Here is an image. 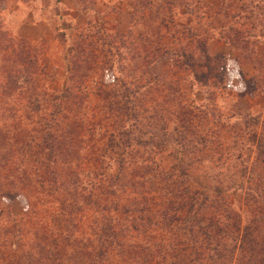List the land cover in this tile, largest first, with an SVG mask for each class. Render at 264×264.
Wrapping results in <instances>:
<instances>
[{"label": "trees", "instance_id": "1", "mask_svg": "<svg viewBox=\"0 0 264 264\" xmlns=\"http://www.w3.org/2000/svg\"><path fill=\"white\" fill-rule=\"evenodd\" d=\"M131 20L143 34L64 24L53 93L46 41L13 36L0 9V199L25 203L0 206V264H264V118L196 105L189 81L215 38L258 63L264 0H140Z\"/></svg>", "mask_w": 264, "mask_h": 264}, {"label": "rangeland", "instance_id": "2", "mask_svg": "<svg viewBox=\"0 0 264 264\" xmlns=\"http://www.w3.org/2000/svg\"><path fill=\"white\" fill-rule=\"evenodd\" d=\"M85 8H90L94 4L95 0H83ZM158 3L156 5H163L164 0H156ZM58 0H7L1 6V14L3 23L6 29L13 35L27 39L29 41H39L44 39L49 48V65L48 74L50 76V81L48 83V88L53 93H62L67 84V74L65 69V55H64V40L60 38V33L64 31V24L66 28L70 25L78 29H84L87 25L77 26L71 23H62L58 20L60 12L56 7ZM132 11L135 10L140 0H131ZM20 4V6H19ZM247 4V3H246ZM116 7L113 6L112 10L108 11V14H115ZM183 16L179 17V21L184 25H188L193 22V18L186 15L184 11H181ZM113 16V15H111ZM120 20H123L120 19ZM40 21L41 23H48L50 27L46 25H39L34 23ZM118 20L108 19L105 21H98L94 15L87 21L90 25L99 26L103 30L110 33H114L116 30L123 31L118 27ZM141 23V22H138ZM262 27H259L257 31L259 32ZM145 31V26L135 30L136 34H143ZM264 31V29H263ZM128 32V31H123ZM67 36L70 35L71 30H66ZM219 33V32H218ZM216 33V34H218ZM42 38L39 35H43ZM211 42V41H210ZM209 42V45H210ZM69 44V41H68ZM208 45V46H209ZM209 48L203 53H199L196 57V69L193 73H190L189 81L195 80L193 100L196 105H210L211 107H217L226 116H231L233 113H244L249 114L254 117H258L260 120L264 118V107H260L257 104L255 111L247 110V104L245 102H239L238 99L243 96V92L251 94L252 91L258 90L264 84V69L263 65L253 62H245L241 58L244 54H240L239 58L241 64H254L258 70L259 74L257 76H245L239 74V72L229 73L226 68H223L224 60L220 57H213L208 52ZM238 50V49H237ZM239 51V50H238ZM262 61V60H261ZM175 58L166 57L157 61L151 68V72L157 77L167 79L169 78L173 71L175 70ZM228 73V72H227ZM244 74V73H243ZM239 103H242L239 105ZM235 120L233 119V122ZM258 133H254L250 137L252 143L255 142V137ZM232 202L234 208L238 212L244 213V193L240 190H236L232 195ZM0 206L8 211H10L14 216H19L24 212L25 203L23 200H8L0 199ZM246 218V214H244Z\"/></svg>", "mask_w": 264, "mask_h": 264}, {"label": "crops", "instance_id": "3", "mask_svg": "<svg viewBox=\"0 0 264 264\" xmlns=\"http://www.w3.org/2000/svg\"><path fill=\"white\" fill-rule=\"evenodd\" d=\"M155 4L158 2L153 0ZM164 0L162 3H164ZM207 4L214 10H220L222 7L223 0H206ZM20 6V4H19ZM116 7L115 14H108L109 10H112V7ZM56 7L58 8L60 15L58 20L62 23H71L76 24L77 26L87 25V21L91 18L92 15L96 17L98 21H105L108 19L118 20L117 25L123 31H129L130 29L136 30L144 26L143 23H132V3L131 0H95L94 4L90 8H85L83 0H58ZM123 20H120L122 19ZM47 26L48 23H41L40 21L35 22L37 25ZM211 24L214 28L215 33H218L224 26V18L220 15H216L211 18ZM45 36L39 35L40 38ZM211 56L220 57L224 60L223 68L227 69V72L224 73L226 76L229 73L239 72L241 75L245 76H257L259 74L258 68L254 64H241L239 62V51L233 45L227 44L224 41L215 38L210 42L209 51ZM257 58L264 61V39H261L256 47ZM226 66V67H225ZM244 73V74H243ZM239 102H245L247 104V110L255 111L257 104H260V107H264V84L263 88L256 90L254 94H245L238 99ZM242 103H239V105Z\"/></svg>", "mask_w": 264, "mask_h": 264}]
</instances>
